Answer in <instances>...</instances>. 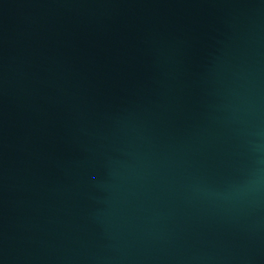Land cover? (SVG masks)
I'll return each mask as SVG.
<instances>
[{
  "label": "water",
  "instance_id": "1",
  "mask_svg": "<svg viewBox=\"0 0 264 264\" xmlns=\"http://www.w3.org/2000/svg\"><path fill=\"white\" fill-rule=\"evenodd\" d=\"M0 264H264V0H0Z\"/></svg>",
  "mask_w": 264,
  "mask_h": 264
}]
</instances>
